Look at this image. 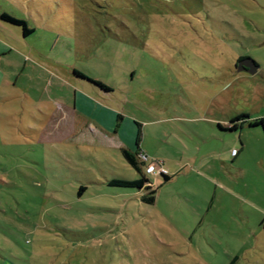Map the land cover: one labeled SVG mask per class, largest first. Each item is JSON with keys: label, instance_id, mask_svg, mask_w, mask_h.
I'll list each match as a JSON object with an SVG mask.
<instances>
[{"label": "rangeland", "instance_id": "374dc122", "mask_svg": "<svg viewBox=\"0 0 264 264\" xmlns=\"http://www.w3.org/2000/svg\"><path fill=\"white\" fill-rule=\"evenodd\" d=\"M0 10L32 31L22 42L0 22L11 49L0 57V264H264V130L225 129L264 118V0ZM238 56L256 72L235 71ZM135 122L148 161L175 169L144 175L152 203L145 188L106 183L138 176L113 134L133 142Z\"/></svg>", "mask_w": 264, "mask_h": 264}, {"label": "trees", "instance_id": "16d2710c", "mask_svg": "<svg viewBox=\"0 0 264 264\" xmlns=\"http://www.w3.org/2000/svg\"><path fill=\"white\" fill-rule=\"evenodd\" d=\"M0 21L10 24L12 26H16L19 27L21 29V32L23 35H27L29 34L31 31V29H28L24 20L23 19H19L16 18L4 11H0ZM72 72L74 73V75L79 76L81 78H86L82 73L76 71V70H72ZM88 80L90 82H92L94 85H96L99 89H101L103 92H107L110 90V88L105 85L104 83L100 82L99 80H93L88 78ZM244 115H237L235 116L232 120H230V123L227 125V127H225V129L227 130H233L234 128H236L238 126L237 121H241L240 123H242L243 119H244ZM120 119V114L118 113L116 115V120ZM136 126H137V130H136V134L134 137V142H133V150H129V149H124L121 148L119 150L122 158L124 159V161L135 170V172L138 174V176L134 179H123V178H112L109 179L106 183L109 186H114V187H125V188H134V189H142L145 188L147 191L145 194H142L140 196V200L146 203H152L153 202V193L155 192V189H153L152 187V183L149 182L147 180V178L144 176L146 173L144 172V166L146 164V162H142L138 159L137 157V145H138V141H139V136H140V132H139V124L137 122H135ZM261 125L262 129L264 130V118H258V119H253L249 122H247L248 126L251 125ZM237 152V150H236ZM150 162V161H149ZM143 166V170L142 167ZM159 177H162V181H167L170 177L167 174H160L158 175ZM84 187L80 186L79 190L83 189Z\"/></svg>", "mask_w": 264, "mask_h": 264}, {"label": "crops", "instance_id": "0c3cea01", "mask_svg": "<svg viewBox=\"0 0 264 264\" xmlns=\"http://www.w3.org/2000/svg\"><path fill=\"white\" fill-rule=\"evenodd\" d=\"M0 11H3V10H0ZM0 22H2V21H0ZM4 23V22H3ZM20 34H21V41L22 42H26V40L28 39L27 37L31 34V32L29 33V34H27V35H23L22 34V32H21V30H20ZM11 52V49H10V47L8 46V42L7 41H5V40H3V39H0V57L1 56H5L6 54H8V53H10ZM17 54H18V56H19V58L21 57V55L22 54H25V53H23V51L22 52H17ZM22 61V66H21V68H20V70H22V69H24V67H25V65H26V61L24 60V59H22L21 60ZM19 70V71H20ZM4 81V79H3V74L2 73H0V83L1 82H3ZM12 85H14V83H12ZM87 100V99H86ZM89 102V101H88ZM73 108V107H72ZM74 109V108H73ZM110 112V111H109ZM111 112H112V110H111ZM110 112V113H111ZM111 115V114H110ZM243 121H247V122H249V119H246V120H243ZM247 122H246V124H247ZM122 123V122H121ZM120 123V124H121ZM126 123H124V125L123 126H126L125 125ZM118 126V124H116V127ZM135 126H136V124H135ZM139 127H140V125H139ZM115 129L116 128H114V130H113V134H119V136L118 135H115L116 136V138H117V142H116V146H117V148L120 150L121 148H124V149H132V146H133V142H132V136L131 135H128V134H125V133H123L122 132V130L121 131H115ZM136 130H137V126H136ZM119 132V133H118ZM140 132V131H139ZM135 134H136V132H135ZM140 137V136H139ZM139 140H140V138H139ZM231 149H233V148H231ZM241 149H242V147H240L239 149H237V152H236V154L235 155H231L230 154V151H228V149L227 150H225L224 151V154L227 156V158H230V159H235L237 156H238V154H239V152L241 151ZM137 151H141V152H143L142 150H141V144H139V141H138V145H137V149H136V152ZM158 162V161H157ZM159 163L167 170V175L169 176V171L170 172H172L173 173V171H175V169H174V166H171V165H167V167L163 164V162H161V161H159ZM153 176H155V177H159L158 175H153Z\"/></svg>", "mask_w": 264, "mask_h": 264}, {"label": "built area", "instance_id": "2783aa9c", "mask_svg": "<svg viewBox=\"0 0 264 264\" xmlns=\"http://www.w3.org/2000/svg\"><path fill=\"white\" fill-rule=\"evenodd\" d=\"M230 154L235 155L236 154V149H230ZM137 157L140 161L146 162L144 166V172L146 174H151V175H160V174H167V170L157 161H148L147 156L141 152H137Z\"/></svg>", "mask_w": 264, "mask_h": 264}, {"label": "water", "instance_id": "95a60500", "mask_svg": "<svg viewBox=\"0 0 264 264\" xmlns=\"http://www.w3.org/2000/svg\"><path fill=\"white\" fill-rule=\"evenodd\" d=\"M262 43L264 44V39ZM257 67L258 65L254 61V59L251 58L250 56L238 60L235 65L236 71L241 70V71H245L248 74H254L256 72Z\"/></svg>", "mask_w": 264, "mask_h": 264}, {"label": "flooded vegetation", "instance_id": "af4514ba", "mask_svg": "<svg viewBox=\"0 0 264 264\" xmlns=\"http://www.w3.org/2000/svg\"><path fill=\"white\" fill-rule=\"evenodd\" d=\"M243 58H245V57H244V56H238L236 62H237L238 60H240V59H243ZM235 65H236V63L234 64V70L236 71ZM240 71H241V70H240ZM243 72H245V71H243ZM245 73H246V72H245Z\"/></svg>", "mask_w": 264, "mask_h": 264}]
</instances>
